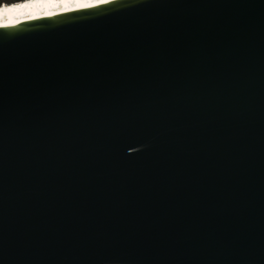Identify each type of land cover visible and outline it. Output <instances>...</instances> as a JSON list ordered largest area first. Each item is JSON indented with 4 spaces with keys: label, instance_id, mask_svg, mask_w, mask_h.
Instances as JSON below:
<instances>
[{
    "label": "water",
    "instance_id": "obj_1",
    "mask_svg": "<svg viewBox=\"0 0 264 264\" xmlns=\"http://www.w3.org/2000/svg\"><path fill=\"white\" fill-rule=\"evenodd\" d=\"M0 264H264V0L0 27Z\"/></svg>",
    "mask_w": 264,
    "mask_h": 264
},
{
    "label": "bare ground",
    "instance_id": "obj_2",
    "mask_svg": "<svg viewBox=\"0 0 264 264\" xmlns=\"http://www.w3.org/2000/svg\"><path fill=\"white\" fill-rule=\"evenodd\" d=\"M116 0H12L0 4V27L95 7Z\"/></svg>",
    "mask_w": 264,
    "mask_h": 264
},
{
    "label": "flooded vegetation",
    "instance_id": "obj_3",
    "mask_svg": "<svg viewBox=\"0 0 264 264\" xmlns=\"http://www.w3.org/2000/svg\"><path fill=\"white\" fill-rule=\"evenodd\" d=\"M2 1H11L12 2V0H2Z\"/></svg>",
    "mask_w": 264,
    "mask_h": 264
},
{
    "label": "rangeland",
    "instance_id": "obj_4",
    "mask_svg": "<svg viewBox=\"0 0 264 264\" xmlns=\"http://www.w3.org/2000/svg\"><path fill=\"white\" fill-rule=\"evenodd\" d=\"M4 2H11V1H4Z\"/></svg>",
    "mask_w": 264,
    "mask_h": 264
}]
</instances>
